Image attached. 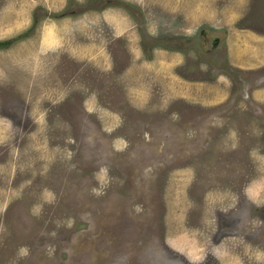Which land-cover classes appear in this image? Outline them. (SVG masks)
<instances>
[{
	"label": "rangeland",
	"instance_id": "obj_1",
	"mask_svg": "<svg viewBox=\"0 0 264 264\" xmlns=\"http://www.w3.org/2000/svg\"><path fill=\"white\" fill-rule=\"evenodd\" d=\"M7 40L0 264H264V0H0Z\"/></svg>",
	"mask_w": 264,
	"mask_h": 264
},
{
	"label": "flooded vegetation",
	"instance_id": "obj_2",
	"mask_svg": "<svg viewBox=\"0 0 264 264\" xmlns=\"http://www.w3.org/2000/svg\"><path fill=\"white\" fill-rule=\"evenodd\" d=\"M217 35H223V34L221 33L216 34L215 32L214 33L206 32L205 34H202L199 38H197V41L198 42L205 41L209 46L221 50L223 48V45L225 46V35L222 39L220 36Z\"/></svg>",
	"mask_w": 264,
	"mask_h": 264
},
{
	"label": "trees",
	"instance_id": "obj_3",
	"mask_svg": "<svg viewBox=\"0 0 264 264\" xmlns=\"http://www.w3.org/2000/svg\"><path fill=\"white\" fill-rule=\"evenodd\" d=\"M20 38H22V37L20 36L17 40H19ZM17 40H10V41L7 40V41L0 42V49L8 48Z\"/></svg>",
	"mask_w": 264,
	"mask_h": 264
},
{
	"label": "crops",
	"instance_id": "obj_4",
	"mask_svg": "<svg viewBox=\"0 0 264 264\" xmlns=\"http://www.w3.org/2000/svg\"><path fill=\"white\" fill-rule=\"evenodd\" d=\"M239 48H240V45L236 46L234 49H235L236 51H238ZM249 50H250V49H249ZM249 50H248V51H249ZM233 59H234V60H237L236 58H233ZM237 61H238V60H237ZM238 62L240 63V61H238ZM239 63H238V64H239Z\"/></svg>",
	"mask_w": 264,
	"mask_h": 264
}]
</instances>
